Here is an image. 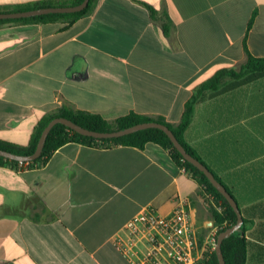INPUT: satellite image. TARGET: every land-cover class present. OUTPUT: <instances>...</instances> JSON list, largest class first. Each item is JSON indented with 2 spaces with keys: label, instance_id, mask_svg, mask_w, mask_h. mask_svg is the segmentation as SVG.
I'll return each instance as SVG.
<instances>
[{
  "label": "crops",
  "instance_id": "crops-1",
  "mask_svg": "<svg viewBox=\"0 0 264 264\" xmlns=\"http://www.w3.org/2000/svg\"><path fill=\"white\" fill-rule=\"evenodd\" d=\"M40 0H0L14 6ZM147 5L172 21L164 35ZM247 52L264 56V0H98L65 20L0 26V139L26 145L62 106L177 124L192 90ZM186 142L229 187L264 264V75L196 103ZM189 197L199 244L217 228L200 185L155 142L67 143L35 168L0 166V264H129L114 234L141 209Z\"/></svg>",
  "mask_w": 264,
  "mask_h": 264
},
{
  "label": "trees",
  "instance_id": "trees-1",
  "mask_svg": "<svg viewBox=\"0 0 264 264\" xmlns=\"http://www.w3.org/2000/svg\"><path fill=\"white\" fill-rule=\"evenodd\" d=\"M80 2H82V0H40L16 4L14 6H0V12L26 10L43 6L75 5ZM97 2L98 0H89L87 6L84 9L73 13H52L27 18L0 19V26L5 23L47 22L52 20H65L68 25L80 16L90 13L94 9ZM147 7L151 13V17L160 21L163 34L168 35L172 26V21L169 18L167 12L164 11L159 14V11L153 6L147 5ZM262 75H264V56L255 57L247 52L245 61L239 67L220 68L213 75L198 84L192 90L190 97L184 104L181 119L177 124H171L160 116L140 114L133 111H130L129 113L113 120H107L99 113L77 109L70 105H62L46 113L40 118L33 129L29 142L26 145H19L0 139V149L19 155L31 154L35 150L37 141L43 128L51 119L55 117H65L85 128L98 131H112L140 122L156 121L169 127L177 140L185 147L187 152L204 163L214 173V171L203 161L196 150L190 146L184 138V132L193 118L195 105L201 100L216 95L222 91L231 89L237 85L247 83ZM71 142L94 147L127 145L138 148H143L147 142H155L166 148L177 166L184 167L191 177L200 185L201 194L206 200L210 202V210L214 222L219 226L215 234V240L217 234L220 231L226 229L236 222V213L224 196L210 183L202 171L182 157L180 152L172 144L168 135L158 128H146L112 139H97L79 134L69 129L64 124L57 123L50 129L42 152L38 158L29 162H19L0 156V166L9 164L13 167L28 169L44 165L59 147ZM214 175L217 180H219L232 194L229 187L222 182L217 174L214 173ZM207 196H211V198L208 199L209 197L207 198ZM243 221L246 222V219L243 218ZM244 222L241 227L243 233L236 231L230 236L224 238L221 243V250L225 264H246L247 246L249 240L244 234ZM203 264H218L214 250L209 254L208 258L203 262Z\"/></svg>",
  "mask_w": 264,
  "mask_h": 264
},
{
  "label": "built area",
  "instance_id": "built-area-1",
  "mask_svg": "<svg viewBox=\"0 0 264 264\" xmlns=\"http://www.w3.org/2000/svg\"><path fill=\"white\" fill-rule=\"evenodd\" d=\"M173 202L168 211L141 209L114 234L113 245L129 264H203L214 250L219 226L208 242L199 244L188 211L190 198L177 195Z\"/></svg>",
  "mask_w": 264,
  "mask_h": 264
},
{
  "label": "water",
  "instance_id": "water-1",
  "mask_svg": "<svg viewBox=\"0 0 264 264\" xmlns=\"http://www.w3.org/2000/svg\"><path fill=\"white\" fill-rule=\"evenodd\" d=\"M88 1L89 0H82V2L75 5L43 6L32 9H26V10L0 12V19L27 18L37 15L52 14V13L78 12L87 6ZM57 123L64 124L66 127L79 134L90 136L97 139H112L146 128H158L164 131L170 138L175 148L180 152L182 157L191 164H193L195 167H197L200 171H202L206 175L210 183L224 196V198L228 201V203L236 213V222L233 225L227 227L226 229L220 231L216 236L214 251L218 260V264H225V260L221 250V243L223 239L230 236L232 233L236 231H240L241 233H243L241 227L244 221L239 205L236 199L234 198V196L226 189V187L219 180H217L214 173L204 163H202L200 160H198L197 158H195L194 156H192L190 153L187 152L185 147L177 140V138L175 137L171 129H169V127H167L165 124H162L160 122L148 121V122L136 123L134 125L123 127L120 129H115L112 131H98V130H91L85 128L65 117H55L51 119L43 128L39 136V139L37 141L35 150L31 154L19 155L0 149V156L7 159L16 160L19 162H29L35 160L40 156L42 152L46 137L50 129Z\"/></svg>",
  "mask_w": 264,
  "mask_h": 264
}]
</instances>
